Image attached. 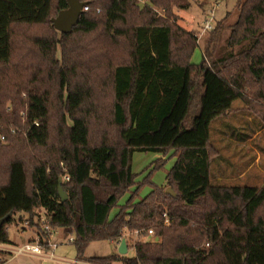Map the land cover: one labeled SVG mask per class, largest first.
Returning a JSON list of instances; mask_svg holds the SVG:
<instances>
[{
    "label": "trees",
    "instance_id": "obj_1",
    "mask_svg": "<svg viewBox=\"0 0 264 264\" xmlns=\"http://www.w3.org/2000/svg\"><path fill=\"white\" fill-rule=\"evenodd\" d=\"M80 1L63 33L51 19L66 0H0V219L9 215L0 243L17 215L47 249L39 209L51 230L73 236L79 260L264 264V185L213 182L220 149L210 134L235 100L264 124V0H237L199 63L195 35L169 20L188 0ZM135 151L160 154L155 169L174 158L165 177L174 196L156 186L134 199ZM152 227L158 239L136 241L132 256L85 255L93 241Z\"/></svg>",
    "mask_w": 264,
    "mask_h": 264
},
{
    "label": "rangeland",
    "instance_id": "obj_2",
    "mask_svg": "<svg viewBox=\"0 0 264 264\" xmlns=\"http://www.w3.org/2000/svg\"><path fill=\"white\" fill-rule=\"evenodd\" d=\"M137 1L139 5L148 3L145 0ZM236 1L188 0L189 6L187 8H172L173 17L169 18V20L183 29L190 31L196 37L198 47L195 48L191 57L193 63H199L201 61L202 52L211 34V30L204 32L202 29L205 20L209 18L210 13H213L214 25L217 21L223 25L231 23L235 18L234 5ZM150 7L157 15L165 16L162 8L155 7L152 4H150ZM166 17L168 18V16ZM214 25L212 28H214ZM56 56L60 58L59 49L57 50ZM247 97L253 99L249 93H247ZM255 103L259 104L260 102ZM258 122L260 123L258 124ZM259 125H262V127H259ZM210 134L212 141L220 149L219 164L213 165L212 169L213 182L225 185H264V124L261 123L254 109L246 107L240 100H235L231 111L226 116L216 119L211 124ZM243 135L244 140H240L238 136ZM159 157L160 154L152 152L135 151L132 153L130 159L131 172L134 175L133 180L135 185H140L134 199L137 200L145 197L156 186H163L164 190L166 187H169L165 186V177L171 167V163L167 159L163 166L155 169L154 163ZM135 190V186L130 187L118 199L117 206L111 210L110 215H113L117 211V207L123 205ZM14 218L15 221L8 225V239L18 241L21 244L24 243L21 240L28 235V232L23 228V221L19 222L20 220L17 219V215ZM124 235L129 245L125 255L132 256L134 254V243L138 240H143L138 237L137 239L133 231L125 230ZM62 236V229L58 228L51 235V241L55 242V240ZM68 237L73 238L72 235ZM68 247L74 249V246L70 242H68ZM113 252H115L114 244L110 241L103 240L91 242L85 254L87 256L108 255ZM85 261L89 264H122L118 261H112L110 263ZM80 264L85 263L81 261Z\"/></svg>",
    "mask_w": 264,
    "mask_h": 264
},
{
    "label": "built area",
    "instance_id": "obj_3",
    "mask_svg": "<svg viewBox=\"0 0 264 264\" xmlns=\"http://www.w3.org/2000/svg\"><path fill=\"white\" fill-rule=\"evenodd\" d=\"M86 9V7H84ZM214 15L213 13H210L209 18L207 20H205L204 24H203V31H208L211 30L213 25H214ZM15 129L12 127L11 132H14ZM0 139L4 140V135H0ZM65 179H67V176H64ZM35 213L38 215L39 217V223H41L42 229L46 232L50 231V234L47 238V245L48 247H51L52 249H54L57 245L56 242H53L51 240H49L51 238V235L53 234L54 230H51L47 220L45 219V217L41 214V211L39 209L35 210ZM163 222L164 224H168L169 223V218L167 217L166 213H163ZM30 226L28 225L27 221L23 222V228L24 229H28ZM23 229V230H24ZM134 236L139 239L142 240H155L157 237H154V230L152 228H148L145 230H134L133 231ZM137 238V239H138ZM39 239H40V235L36 234V239L35 241H26L24 243L21 244H11L10 245V252L9 254L6 253L4 255H0V260L4 261V259L11 257V256H17V255H21V254H25V255H46L43 250H45L42 246V244L39 243ZM73 240V238L68 237V242L71 243V241ZM121 239H119L117 241V244L119 245ZM206 246L208 245L207 243L205 244ZM50 255H52L50 253ZM81 261H84L85 264H89L88 262L86 263L85 260H79V259H75L71 262V264H80Z\"/></svg>",
    "mask_w": 264,
    "mask_h": 264
},
{
    "label": "crops",
    "instance_id": "obj_4",
    "mask_svg": "<svg viewBox=\"0 0 264 264\" xmlns=\"http://www.w3.org/2000/svg\"><path fill=\"white\" fill-rule=\"evenodd\" d=\"M168 160L170 161L172 165L174 162V158H171ZM25 230H27L28 235L23 240H21V242H26L29 240L35 241L36 233L34 232V230L30 227ZM8 240H9L8 243H0V251L9 254L10 245L20 244V242L12 240V239H8ZM49 240H51V238ZM55 242L57 243V245L54 249H52L51 247H47V249L43 250V252L46 254L44 256L21 254L17 256L8 257L4 259V261L1 264H71L73 260L77 259L75 248L72 249V247H68V237H65L63 235L62 237L55 240ZM110 242L114 244L115 252H117V247H118L117 242H114V241H110ZM126 245H127V250H128L129 245L127 242H126ZM50 253L52 255H50ZM88 256H94V255H88Z\"/></svg>",
    "mask_w": 264,
    "mask_h": 264
},
{
    "label": "water",
    "instance_id": "obj_5",
    "mask_svg": "<svg viewBox=\"0 0 264 264\" xmlns=\"http://www.w3.org/2000/svg\"><path fill=\"white\" fill-rule=\"evenodd\" d=\"M68 3V7L58 12L56 17L52 18V24L54 28L60 32H69L71 27L75 24L78 16L82 12L83 3L80 0H66ZM59 194L64 200L66 198V193L59 186ZM165 193L174 196V192L170 187H166ZM9 215L0 219V224L4 223ZM156 238L155 240H157ZM127 251V245L125 238H121V241L117 247V252L121 255H124Z\"/></svg>",
    "mask_w": 264,
    "mask_h": 264
}]
</instances>
